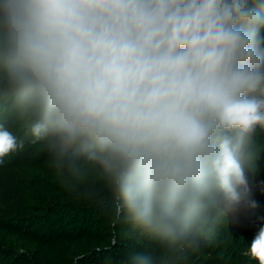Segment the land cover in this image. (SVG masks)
Segmentation results:
<instances>
[{"label":"clouds","instance_id":"clouds-1","mask_svg":"<svg viewBox=\"0 0 264 264\" xmlns=\"http://www.w3.org/2000/svg\"><path fill=\"white\" fill-rule=\"evenodd\" d=\"M262 33L264 0H0V105L69 186L98 174L114 216L161 249L126 264H165L258 207ZM23 147L0 123V158ZM249 254L264 264V225Z\"/></svg>","mask_w":264,"mask_h":264},{"label":"rangeland","instance_id":"rangeland-1","mask_svg":"<svg viewBox=\"0 0 264 264\" xmlns=\"http://www.w3.org/2000/svg\"><path fill=\"white\" fill-rule=\"evenodd\" d=\"M4 124L24 141V147L4 157L0 165V220L31 217L34 206L49 201L73 200L81 202L88 198L87 185L72 187L61 177L51 164V153L46 141L32 143L33 137L27 132L23 121L12 109L0 105ZM256 183L255 209H241L230 215H220L211 231L202 236L199 247L164 254L165 264H258L249 254L250 243L264 225V144L249 169ZM90 174V178L91 179ZM101 179L94 173V179ZM126 217H115L111 213L104 236L99 240L79 239L62 243L58 258L73 264L81 252L99 248L102 254H116L123 264L133 251L154 252L161 255V249L140 231L129 229L119 234L114 228L115 221ZM222 257V260L219 258ZM0 264H42L41 246L24 232L7 227L0 222Z\"/></svg>","mask_w":264,"mask_h":264},{"label":"trees","instance_id":"trees-1","mask_svg":"<svg viewBox=\"0 0 264 264\" xmlns=\"http://www.w3.org/2000/svg\"><path fill=\"white\" fill-rule=\"evenodd\" d=\"M1 116L2 114H0V123L3 120ZM262 144H264V131L258 130L256 153ZM3 159L4 157L0 158V160ZM87 186L88 198L81 202L61 200L49 201L47 204L40 203L39 206H34L32 216L24 221L2 219L0 222L7 227L21 230L31 240L38 243L41 246L42 264H70L58 258L62 243L79 239H101L112 213L109 205H114L111 190L102 179H94V173ZM125 221L127 224L121 219L115 221L114 228L121 235L130 228L133 229L132 223L127 218ZM219 260H222V257ZM73 264L123 263L115 253L107 256V254H102L99 248H94L89 252H81Z\"/></svg>","mask_w":264,"mask_h":264}]
</instances>
